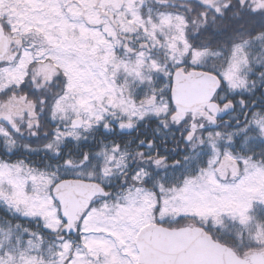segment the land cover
<instances>
[{
	"label": "snow or ice",
	"instance_id": "1",
	"mask_svg": "<svg viewBox=\"0 0 264 264\" xmlns=\"http://www.w3.org/2000/svg\"><path fill=\"white\" fill-rule=\"evenodd\" d=\"M0 213V264H264V0H0Z\"/></svg>",
	"mask_w": 264,
	"mask_h": 264
},
{
	"label": "trees",
	"instance_id": "2",
	"mask_svg": "<svg viewBox=\"0 0 264 264\" xmlns=\"http://www.w3.org/2000/svg\"><path fill=\"white\" fill-rule=\"evenodd\" d=\"M13 159H15V157ZM0 214H2V213H0Z\"/></svg>",
	"mask_w": 264,
	"mask_h": 264
}]
</instances>
